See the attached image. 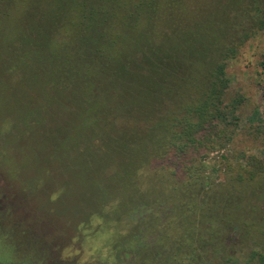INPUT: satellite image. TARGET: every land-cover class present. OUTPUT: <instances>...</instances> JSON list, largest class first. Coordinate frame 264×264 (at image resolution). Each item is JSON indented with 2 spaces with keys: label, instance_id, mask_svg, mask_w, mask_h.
<instances>
[{
  "label": "trees",
  "instance_id": "16d2710c",
  "mask_svg": "<svg viewBox=\"0 0 264 264\" xmlns=\"http://www.w3.org/2000/svg\"><path fill=\"white\" fill-rule=\"evenodd\" d=\"M261 32L264 0H0V117L31 130L22 167L37 171L33 141L61 177L86 168L79 180L102 203L110 186L137 193L153 159L176 160L177 234L142 252L152 263L264 264V160L223 154L212 170L225 179L211 181L190 155L233 143L246 98L225 99L228 64ZM165 193L131 207L169 204Z\"/></svg>",
  "mask_w": 264,
  "mask_h": 264
},
{
  "label": "rangeland",
  "instance_id": "374dc122",
  "mask_svg": "<svg viewBox=\"0 0 264 264\" xmlns=\"http://www.w3.org/2000/svg\"><path fill=\"white\" fill-rule=\"evenodd\" d=\"M227 74L230 88L225 99L237 95L246 98L238 112L240 125L234 141L223 152L190 154L203 161L205 176L211 181L225 179V171L212 170L221 160L225 162L223 154L239 156L244 152L264 160V134L254 130L264 124V32L229 62ZM17 121L13 113L0 117V264H155L152 257L153 263L148 258L153 246H159L160 237L165 242L177 234L175 224L180 213L172 192L185 182L181 165L171 158L153 159L135 174L137 193L133 191L127 198L123 191L110 186L111 196L102 203L97 199L98 190L79 180L86 168L65 169L61 177L62 169L48 162V157L42 156L46 150L33 141L29 143L31 154L37 148L41 153L34 164L37 171L31 165L22 167V150L27 144L22 136L30 135L31 130L21 129ZM82 149L80 146V152ZM95 167L109 168V175L115 173L109 162ZM154 190L156 194L165 191L163 198H168L169 204L141 205L134 211L132 199H142L149 192L156 195ZM83 194L88 200L84 201ZM148 250L149 255L142 253ZM138 251L142 254L135 256Z\"/></svg>",
  "mask_w": 264,
  "mask_h": 264
}]
</instances>
